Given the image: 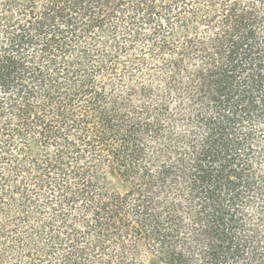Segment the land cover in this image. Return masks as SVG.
Masks as SVG:
<instances>
[{
    "label": "trees",
    "instance_id": "trees-1",
    "mask_svg": "<svg viewBox=\"0 0 264 264\" xmlns=\"http://www.w3.org/2000/svg\"><path fill=\"white\" fill-rule=\"evenodd\" d=\"M264 264V0H0V264Z\"/></svg>",
    "mask_w": 264,
    "mask_h": 264
},
{
    "label": "rangeland",
    "instance_id": "rangeland-1",
    "mask_svg": "<svg viewBox=\"0 0 264 264\" xmlns=\"http://www.w3.org/2000/svg\"><path fill=\"white\" fill-rule=\"evenodd\" d=\"M149 264H155V263H153V262H150Z\"/></svg>",
    "mask_w": 264,
    "mask_h": 264
}]
</instances>
